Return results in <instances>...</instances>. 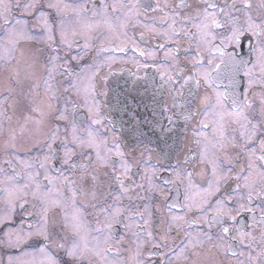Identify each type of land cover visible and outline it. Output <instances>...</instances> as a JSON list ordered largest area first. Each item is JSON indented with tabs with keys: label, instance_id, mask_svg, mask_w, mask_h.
<instances>
[{
	"label": "snow or ice",
	"instance_id": "snow-or-ice-1",
	"mask_svg": "<svg viewBox=\"0 0 264 264\" xmlns=\"http://www.w3.org/2000/svg\"><path fill=\"white\" fill-rule=\"evenodd\" d=\"M0 264H264V0H0Z\"/></svg>",
	"mask_w": 264,
	"mask_h": 264
},
{
	"label": "flooded vegetation",
	"instance_id": "flooded-vegetation-1",
	"mask_svg": "<svg viewBox=\"0 0 264 264\" xmlns=\"http://www.w3.org/2000/svg\"><path fill=\"white\" fill-rule=\"evenodd\" d=\"M74 67H75V65H74ZM117 127H118V125H117Z\"/></svg>",
	"mask_w": 264,
	"mask_h": 264
}]
</instances>
